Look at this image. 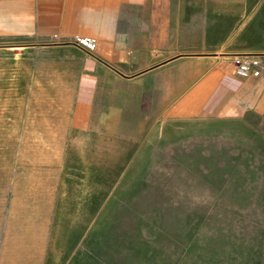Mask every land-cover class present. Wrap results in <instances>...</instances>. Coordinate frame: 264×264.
<instances>
[{
  "label": "rangeland",
  "instance_id": "374dc122",
  "mask_svg": "<svg viewBox=\"0 0 264 264\" xmlns=\"http://www.w3.org/2000/svg\"><path fill=\"white\" fill-rule=\"evenodd\" d=\"M173 1L198 28L232 7ZM32 44L0 41V264H264L263 124L153 108L103 75L75 128L86 50Z\"/></svg>",
  "mask_w": 264,
  "mask_h": 264
},
{
  "label": "crops",
  "instance_id": "0c3cea01",
  "mask_svg": "<svg viewBox=\"0 0 264 264\" xmlns=\"http://www.w3.org/2000/svg\"><path fill=\"white\" fill-rule=\"evenodd\" d=\"M231 3L205 9L198 28L182 21L173 0H0V41L84 53L72 39L95 40L74 76L75 128L89 126L103 75L125 87L135 83L138 96L152 95L153 108L164 105L176 114L184 105L224 122L264 125V68L259 76H243L231 65L238 55L264 57V10L242 16L240 0Z\"/></svg>",
  "mask_w": 264,
  "mask_h": 264
},
{
  "label": "built area",
  "instance_id": "2783aa9c",
  "mask_svg": "<svg viewBox=\"0 0 264 264\" xmlns=\"http://www.w3.org/2000/svg\"><path fill=\"white\" fill-rule=\"evenodd\" d=\"M72 44L76 47L93 51L95 40L90 37L76 36L72 39ZM233 71L243 76H259L264 68V57L259 55L243 54L231 58Z\"/></svg>",
  "mask_w": 264,
  "mask_h": 264
}]
</instances>
